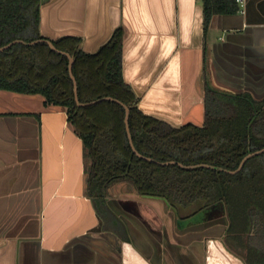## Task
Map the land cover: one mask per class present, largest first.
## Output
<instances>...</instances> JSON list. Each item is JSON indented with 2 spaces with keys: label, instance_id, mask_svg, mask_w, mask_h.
Returning <instances> with one entry per match:
<instances>
[{
  "label": "crops",
  "instance_id": "obj_1",
  "mask_svg": "<svg viewBox=\"0 0 264 264\" xmlns=\"http://www.w3.org/2000/svg\"><path fill=\"white\" fill-rule=\"evenodd\" d=\"M203 6L204 0H41L42 39L15 44L78 37L80 49L94 54L120 28L122 77L139 110L180 127L194 111L204 113L207 88L264 101V0H244L237 13L207 22ZM43 102L0 91V264H264L226 239L220 208L185 218L163 199L134 192L129 201L86 197L82 152L65 111Z\"/></svg>",
  "mask_w": 264,
  "mask_h": 264
},
{
  "label": "trees",
  "instance_id": "obj_2",
  "mask_svg": "<svg viewBox=\"0 0 264 264\" xmlns=\"http://www.w3.org/2000/svg\"><path fill=\"white\" fill-rule=\"evenodd\" d=\"M41 0H0V47L42 39L38 34ZM234 0H204L207 22L214 14L238 12ZM74 59L72 74L80 103L103 98L129 108L128 124L136 151L156 162L210 165L234 171L247 155L264 149V101L248 93L206 89L205 122L173 127L143 114L139 97L122 77V31L96 53L80 49V38L51 41ZM0 91L40 95L45 107L65 111L66 122L82 142L84 195L104 200L125 185L139 196L163 199L177 215L191 217L212 207L228 220L226 239L246 258H264V153L248 159L236 174L207 168L160 166L138 158L129 145L124 108L113 101L77 107L68 59L45 43L14 44L0 52Z\"/></svg>",
  "mask_w": 264,
  "mask_h": 264
},
{
  "label": "water",
  "instance_id": "obj_3",
  "mask_svg": "<svg viewBox=\"0 0 264 264\" xmlns=\"http://www.w3.org/2000/svg\"><path fill=\"white\" fill-rule=\"evenodd\" d=\"M43 42H45L49 48L55 52H58L59 54L61 55H64L68 58L69 60V63H68V72H69V75H70V78H71V81L73 83V93H74V101H75V104L77 107H88L90 105H94V104H97L101 101H113L119 105H121L123 108H124V112H125V117H124V125H125V129H126V133H127V138H128V141H129V145L132 149V152L140 159H143V160H146V161H149V162H152L154 164H157V165H160V166H167V165H178L180 168H183V169H195V168H207V169H211V170H215V171H222V172H226L228 174H236L237 172H239L241 170V168L243 167L244 163L252 158V157H255L257 155H260L262 153H264V149H261L259 151H256V152H253V153H250V154H247L239 163L238 167L236 170L234 171H228V170H224L222 168H219V167H214V166H210V165H205V164H200V165H194V166H184L182 164H178L176 162H164V163H160V162H156L154 161L153 159H150V158H147V157H144L142 155H140L134 145H133V142H132V138H131V135H130V131H129V124H128V116H129V108L124 105L123 103H121L120 101L118 100H115V99H112V98H103V99H99V100H95L93 102H89V103H80L78 101V98H77V87H76V82H75V79L72 75V63H73V58L70 57L68 54L64 53V52H60V51H57L54 47V45L52 44L51 41H47V40H44ZM15 43H23L21 41H13L9 44H7L6 46H3V47H0V52L8 49L9 47H11L13 44ZM23 44H26V43H23ZM61 126V124H60ZM71 136L73 137L74 141L76 142L77 141V145L79 146V148L81 149V152H82V142L81 140L73 133H70ZM82 157H81V160H80V165H79V168L82 169ZM222 211L223 209L220 208ZM223 247V246H222ZM223 252L226 256L230 257L232 256L231 253L229 251H227L224 247H223ZM146 263V262H145Z\"/></svg>",
  "mask_w": 264,
  "mask_h": 264
},
{
  "label": "rangeland",
  "instance_id": "obj_4",
  "mask_svg": "<svg viewBox=\"0 0 264 264\" xmlns=\"http://www.w3.org/2000/svg\"><path fill=\"white\" fill-rule=\"evenodd\" d=\"M38 100H41L40 97ZM32 105L34 106V109H36L35 106H37L36 102L33 101ZM38 109H41V102L40 104H38ZM48 108H53V107H48ZM200 117V118H199ZM191 120L193 125L196 126H202L205 122V117H204V113L203 111H194L193 114L191 115ZM189 120H186L185 123H187ZM131 189H128V187H126L125 185H116L115 187H113L112 189H110V193H109V201L113 198H115L117 196L116 200H133V197L131 196ZM141 198H144L143 200L149 201V197H144V196H139ZM111 198V199H110ZM122 203V202H121ZM99 206V205H98Z\"/></svg>",
  "mask_w": 264,
  "mask_h": 264
},
{
  "label": "built area",
  "instance_id": "obj_5",
  "mask_svg": "<svg viewBox=\"0 0 264 264\" xmlns=\"http://www.w3.org/2000/svg\"><path fill=\"white\" fill-rule=\"evenodd\" d=\"M234 2L237 4L239 10L243 8L244 0H234Z\"/></svg>",
  "mask_w": 264,
  "mask_h": 264
},
{
  "label": "flooded vegetation",
  "instance_id": "obj_6",
  "mask_svg": "<svg viewBox=\"0 0 264 264\" xmlns=\"http://www.w3.org/2000/svg\"><path fill=\"white\" fill-rule=\"evenodd\" d=\"M73 130V129H72ZM74 133V132H73ZM83 193H84V175H83Z\"/></svg>",
  "mask_w": 264,
  "mask_h": 264
}]
</instances>
